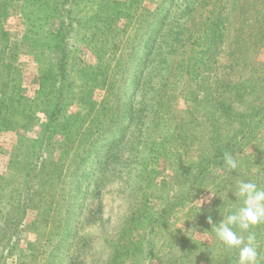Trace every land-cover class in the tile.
Wrapping results in <instances>:
<instances>
[{
	"label": "rangeland",
	"instance_id": "rangeland-1",
	"mask_svg": "<svg viewBox=\"0 0 264 264\" xmlns=\"http://www.w3.org/2000/svg\"><path fill=\"white\" fill-rule=\"evenodd\" d=\"M58 1L0 0V121L2 117L8 118L0 123V176L10 178L11 191L19 185L20 180H16L15 177L20 175V165L22 161L26 162L30 159L29 151L33 149L31 145L39 144L38 138L43 124L47 121L45 113L42 112L45 107L35 106L34 99L38 95L41 84L53 79L50 74L53 53L48 47L52 37L48 35L53 34L58 28V19L53 11ZM81 1L80 12H73V16L83 20L79 31L81 34L76 36L73 49L75 52L77 48L76 54L79 50L83 52L82 57L89 65V71H93L97 65L93 52L99 47L96 45L103 44L101 38L91 43L82 38L83 34L89 33L88 25L90 27L92 25L89 17L94 12H98L99 5L109 10L115 7L114 2L131 5L127 9L129 16L125 10L121 11L128 16L126 18L122 13L120 16L113 15L114 13L109 14V12V16L105 14L108 19H112L108 24L118 28L119 35L122 36L117 56L127 47L123 45H126L124 41L128 36L131 35L130 37H133L136 43L131 55L132 61L125 69L123 93L126 95L131 96L133 93L131 81L136 70L135 63L143 55L142 51L150 38L152 29L155 31L152 32L151 39L157 29L158 17L163 15L162 13L173 1L179 3L178 9L182 10L181 16H192V19L196 17L199 21L200 18L201 21L205 20L209 15L214 16L215 19L219 16L220 20L223 19L221 25L224 30L222 29L221 33L225 34V38L221 51L216 54V63L213 65L217 72L216 78L236 84L247 76L249 68L241 64L242 62L236 66V61L229 55V50L237 47L231 43L233 35L244 32L247 34V43L241 44L242 38L238 35L237 45L240 49L256 47L258 51L256 59L261 64L257 68L264 79V0ZM30 16L32 18L28 19ZM176 28L175 25L173 30ZM261 35L263 38L259 43L257 39ZM171 48V46H164L161 54V57L167 61V64L162 62L161 65L163 69L168 65L166 72L169 69L175 72L173 68L178 69L176 64L181 57L178 55L175 59L174 51L176 50ZM186 61L187 59L185 64L188 67L178 70V78L172 75L173 80L177 82L174 84L175 89L176 87L189 90L194 87L195 89L201 81L203 82L202 77L196 75L201 71L205 73L200 68L201 62L195 58ZM187 69L191 70L192 75L186 72ZM92 73L85 77V81L95 79V74ZM111 73L114 74L113 69ZM82 80V78H75L68 88L69 99L66 100L65 117L62 118L63 120L59 118L61 120L55 126L56 131L51 135L50 150L42 155V162L38 164V173L46 181L39 194L35 196L34 202L28 205L26 216L18 228L15 236L16 252L7 256L5 262L18 264V251L23 250V255L26 254L25 260L31 262L30 264H108L115 252L116 244L123 239L124 232L131 228L130 223L132 222L133 225V222H136L137 228L132 229L129 234L134 236L136 243L130 248L129 260L122 264H158L159 257L167 259V254L172 251V248L173 251H179L188 237L204 245L202 250L206 253V258L203 255L193 256V264H237L238 253L231 252L229 247L216 240L210 224L209 231L204 228L199 229L187 215V210L189 206L196 209H208L213 204L218 191L223 192V195L232 196L242 182L239 181L240 177L264 180V117L260 123L256 124L253 136L249 138L243 150L239 175H226L216 169L218 181L215 184L204 182L199 188L193 190L194 195L190 202L174 205L176 198L185 193L190 166L195 165L205 153V141L210 128L206 127L205 132H201L200 127L192 129V126L187 125L188 127L184 129L183 125L188 123L190 115L182 112L186 109L188 102L180 97L175 104L177 112L180 113L175 111L174 124L181 127L179 132L185 137L172 142L174 132L172 128L169 131L155 130L152 128L151 119L139 118L129 129L131 131H129L130 135L128 134L129 139H125L126 141L124 140L125 142H122L118 149L112 148L115 151L112 153L115 157L110 162V157L107 158L106 153L112 145L104 146V144L113 141L126 125L127 121L120 117L116 125L109 126L110 128L103 133L104 136L96 140V147L92 154L81 162L78 160L76 145H81L82 140L84 143L85 138L88 137L86 135L90 132L82 134V140L78 138V135V141L71 140L75 138L78 129L83 131L89 125L88 120L84 122L78 120V117L86 112L78 102ZM156 80L152 79L149 88L145 91V97L144 95L142 97L143 106L149 109L153 96L158 94L160 88ZM199 86V92H210L207 88L209 86L205 89L202 85ZM104 92V89L96 87L91 99L100 102ZM213 94L215 95V90ZM262 95L260 98L264 99ZM244 110L250 111L247 105H239V111ZM263 115L264 113L258 117ZM255 120L256 118L252 125ZM67 136L68 141H66ZM62 143L65 145L63 150L59 147ZM178 147L184 148L183 151L181 150V156L174 154ZM104 148L105 151H103ZM152 149L159 151V158H153ZM74 170L77 171L75 174ZM88 183H91L89 190H87ZM44 201L51 204V213L54 215L48 221L41 219L42 211L48 210L43 209L41 202ZM8 204L7 198L0 200V208ZM228 207L230 206L213 207V211L215 210L211 216L213 223H219L227 216L224 210ZM170 210L172 213L168 214ZM160 211H165L163 217L158 223H151L150 219L158 217L157 212ZM134 213H140V215L144 213L146 218L136 221V217L132 221ZM152 226L155 227V232L146 233L145 231ZM252 231L256 234L259 264H264V223L256 225ZM140 238L142 241L139 242L142 245L138 247L137 240ZM187 243L190 244L188 241ZM147 245H153L155 248L154 257L145 256ZM31 248L33 257L29 255ZM196 253L198 254V251ZM183 261L182 264L189 263L187 260Z\"/></svg>",
	"mask_w": 264,
	"mask_h": 264
},
{
	"label": "trees",
	"instance_id": "trees-1",
	"mask_svg": "<svg viewBox=\"0 0 264 264\" xmlns=\"http://www.w3.org/2000/svg\"><path fill=\"white\" fill-rule=\"evenodd\" d=\"M81 2V0H59V4L57 3L53 8L54 15L58 19V28H56L53 34L48 35L52 37V41H49L48 47L53 53L50 72L53 79L41 84L38 95L34 99L35 106L42 105L45 107L42 109V112L45 113L47 121L43 124L41 135L38 138L40 140L39 144L37 146L31 145L33 149L29 151L31 156L30 159H27L26 162L22 161V165H20V175H16L15 177L16 180H20L19 185L11 191L10 178L0 176V200L7 198L9 202L8 205H3V208H0V264H7L5 262L7 256L12 252H16L15 249L17 244L15 236L18 233V228L22 225L26 216L28 205L34 202L35 196L39 194L44 181H46V179L38 173V164L40 165L42 162V155L50 150L51 135L56 131L55 126L59 120L65 117L66 100L69 99L67 94L68 88L73 84L75 78L83 79L80 81L78 102L86 111L78 117V120L81 122L88 120L89 125L87 129L83 131L78 129V133H75V138L71 141H78L77 135L78 138L82 140L81 135L90 132L89 135H86L88 137L85 138L84 143L82 140L81 145H76L78 147V160L81 162L85 157L87 158L92 154L96 147V140L100 136H104L103 133H105L108 128L116 125L117 120L120 121V117H123V119L127 121L126 125H124L123 130L121 129V132L113 141L104 144V146L108 144L112 145V147H109L110 154L109 151L106 153L107 158L110 157V162L115 157V154H112L115 152L112 148L118 149L121 143L126 141L125 139H129V129L135 125L139 118L143 119L144 117H148L151 119L152 128L155 130L164 129V131H169L172 128V132L176 131L172 134V142L185 137L180 133L181 127L174 124V122H176L174 115H176L177 112L175 104L180 97L188 102L186 109L182 112H186L190 115L188 123L183 125L184 129L187 125L192 126V129L200 127L201 132L204 131L206 127L210 128L205 141V153L195 165L190 166L188 172L189 179L187 180L188 185L186 189H184L185 193L182 195L180 194V197L178 196L176 198L174 205L177 203L181 205L186 201L190 202L194 195L193 190L199 188L204 182L215 184V182L218 181V175L215 173L216 169L221 170L226 175H239L241 173L239 169L241 168L240 161L242 160L243 150L249 138L253 136V129L256 127V124L260 123V120L264 117V115L258 117V115L261 116L262 113H264V99L260 98V95H264V79L257 68L258 65H261L256 59L258 51L256 47L252 49H240L237 45L239 41L238 35L242 38L240 40L241 44H245V42L248 41L246 33L239 32L233 35V41L230 42L237 47H233L232 50H229V55L232 60L236 61V66H239V63L242 62L241 64L249 68L250 71L247 73V76L236 84H232L222 78H216L215 73L217 72L213 65L216 63V54L221 51V45L225 38V34L221 33L223 29L221 23H223V19L220 20V16L215 19L213 18L214 16L212 17L209 15L208 18L202 21L201 18L199 21L196 17H193V19L192 16L185 17V13V16H181L180 13L182 10L179 11L180 9H178L179 3L173 1L172 4L165 9V12L162 13L163 15L158 17V21L156 22L157 29L156 32L153 33V38L151 39V34L155 31L154 29H152L144 51H142L143 55L135 63L136 70L131 81L133 93L129 96L123 93V84L125 82V69L129 67L132 61L131 55L136 47V43L133 37H130L131 35L128 36L124 41L126 45H123L127 47L117 56V51L121 43H119V41L122 36L120 37L118 28L108 24L112 20L108 19V16L110 13L120 16V13L123 12L122 10H125L129 16L130 13L127 9L130 8V3L114 2L115 7H112L113 10L103 8L99 5L100 8L98 12H94L93 15L89 17L92 25L91 27L88 25L89 33L83 34L82 38L90 43L93 40H98L97 38H101L100 40L103 42L102 45H96L99 47L93 51L96 56L97 65L93 71H89L90 67L82 57L83 52L79 50L76 54L77 48L75 52L73 49L77 38L76 36L81 34L79 32L81 24L83 25L82 18L73 16V12H80L79 5ZM212 11L214 12V10ZM122 14L124 15V13ZM128 16L124 15L123 17L126 18ZM31 18V16L28 17V19ZM175 25L177 28L173 30ZM262 38L263 35L257 39V42L260 43ZM83 44L88 45L87 43ZM164 46H171L172 50H176L174 51L175 59L178 55L181 56L176 64L178 69L172 67L175 72H173L172 69L166 72V67H168V65L164 69L161 67L162 62L167 64L165 58L161 57ZM197 56H199V58H197ZM192 58H195L202 64L200 68H202L205 73L201 71L199 74L196 73V75L202 77L204 83L201 81L195 89L194 87L190 90L183 87H176L175 89L174 84L177 82L173 79L178 78V70L181 71L188 67L185 64V60L191 61L193 60ZM229 66L231 67L232 65L230 64ZM112 69L114 70V74L111 73ZM90 72L95 74V79L90 81L88 79L85 81V77H87ZM186 72L188 74L192 73L191 70L188 69ZM153 78H155V80L158 79V81H156L159 83L158 86L160 87L158 92L159 96L158 94L153 96V102L150 103L151 107L149 109V107L146 108L143 106L142 97L143 95L145 97V91L149 88ZM199 85H202L204 89L209 86L207 88L210 92H199ZM96 87L104 89L105 91L100 102L91 99V95ZM167 89H169L168 92ZM156 90L158 91V87ZM214 90L215 95L213 94ZM239 105H247L250 111H247L248 109L243 112L239 111ZM254 118H256V120L254 125H252L251 123L254 121ZM6 119L8 118L2 117L0 123ZM173 125L174 127H172ZM66 139V141H68L69 137L67 136ZM183 146L185 148V145ZM59 147H62L63 150L65 145L62 143ZM181 147L175 149L176 153L174 154L181 156V150H184V148ZM105 148L103 151H105ZM158 152L152 149L153 158H159L158 156L160 153L158 155ZM225 153H230L237 159L238 167L235 170L228 171L224 167ZM108 163L109 162H107V164ZM76 172L77 171L74 170V174ZM48 178L51 179L52 177L48 176ZM240 178L242 180L240 179L239 181L254 182L259 188L264 189V180L262 179ZM53 181L56 182V180ZM90 185L91 183H88L87 190H89ZM41 203L43 204V209H48L42 211L41 219L48 221L49 218H53L54 216L51 213V204L47 201ZM241 203V200L233 195H223V192L218 191L213 204L209 206L208 209H196L189 206L187 215L191 217V220H193V223L197 225L199 229L204 228L209 231L207 219L215 212V210L213 211L214 206H230L224 210L228 215L235 212L241 206ZM171 210L168 214L172 213ZM165 211L157 212L158 217L155 219L152 218L153 221L150 219L151 223H158ZM135 218L136 221H140L146 217L144 213L141 215L140 213H134L132 221H134ZM135 223L136 222H133V225L132 222L130 223L129 226L131 228H128V230L124 232V235H122V237L124 236L123 239H120L116 244L115 252L108 264H122L129 260L130 248L136 243L134 242V236L129 235L132 229L137 228ZM234 230H236L238 234H242L245 237L247 236V233H239V229ZM145 232L152 234L155 232V227L152 226ZM139 241H142L141 238L137 240L138 247H141L142 244H140L141 242ZM185 241V245H183L179 251H173L174 249L172 248V251L167 254V259L159 257L158 264H182L184 262L183 260L189 261L188 264H193L192 261L194 260H192V257L195 255H203L204 258H206V253L202 250L204 245L198 240L195 241V239L188 237ZM187 241L190 242V244H188ZM230 250L231 252L238 253V249L236 248H230ZM196 251H198V254ZM18 252V264L31 263L25 260L26 254L23 255V250H19ZM29 255L32 257L34 256L32 254V248L29 250ZM155 255L156 252L153 245H147L145 256L154 257Z\"/></svg>",
	"mask_w": 264,
	"mask_h": 264
},
{
	"label": "clouds",
	"instance_id": "clouds-1",
	"mask_svg": "<svg viewBox=\"0 0 264 264\" xmlns=\"http://www.w3.org/2000/svg\"><path fill=\"white\" fill-rule=\"evenodd\" d=\"M224 167L228 171L235 170L238 167L237 159L225 153ZM232 195L241 200V206L219 223H213L211 217H208L207 222L216 240L229 248L238 249L237 264H259L256 234L251 229L264 223V189L254 182L242 181ZM234 229H239V233H247V236L238 234Z\"/></svg>",
	"mask_w": 264,
	"mask_h": 264
}]
</instances>
